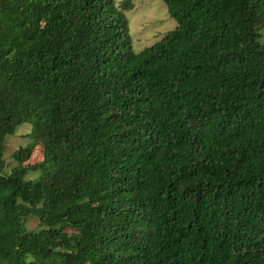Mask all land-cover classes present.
<instances>
[{
  "label": "trees",
  "instance_id": "trees-1",
  "mask_svg": "<svg viewBox=\"0 0 264 264\" xmlns=\"http://www.w3.org/2000/svg\"><path fill=\"white\" fill-rule=\"evenodd\" d=\"M257 1L165 0L135 51L114 0H0V264H264Z\"/></svg>",
  "mask_w": 264,
  "mask_h": 264
},
{
  "label": "rangeland",
  "instance_id": "rangeland-1",
  "mask_svg": "<svg viewBox=\"0 0 264 264\" xmlns=\"http://www.w3.org/2000/svg\"><path fill=\"white\" fill-rule=\"evenodd\" d=\"M173 2L176 0H167ZM115 4L120 8L127 20L129 35L132 41V47L135 51L141 50L143 47L151 45L160 39L165 32L174 27V20L166 13L165 0H114ZM252 25L261 28V37L264 41V0H258L253 7ZM18 94L11 95L8 100L7 108L11 114H14ZM29 130L28 123L18 125L12 135H7L4 140V161L5 169L13 164L10 159V153L19 145L26 142L24 134ZM42 156L40 146L34 148L30 162L38 161ZM34 174L29 173L27 177H32ZM262 193L257 192L253 195L252 200L258 202L262 200ZM24 228L27 231L37 228V220L30 216L23 222Z\"/></svg>",
  "mask_w": 264,
  "mask_h": 264
}]
</instances>
